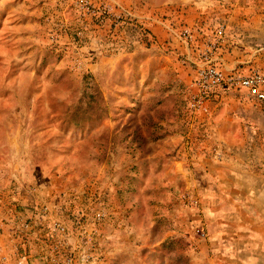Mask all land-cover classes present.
Segmentation results:
<instances>
[{"label":"rangeland","instance_id":"374dc122","mask_svg":"<svg viewBox=\"0 0 264 264\" xmlns=\"http://www.w3.org/2000/svg\"><path fill=\"white\" fill-rule=\"evenodd\" d=\"M206 55L264 70V0H0V252L264 264V102Z\"/></svg>","mask_w":264,"mask_h":264},{"label":"built area","instance_id":"2783aa9c","mask_svg":"<svg viewBox=\"0 0 264 264\" xmlns=\"http://www.w3.org/2000/svg\"><path fill=\"white\" fill-rule=\"evenodd\" d=\"M222 29L217 30V34H222ZM205 63L199 66L195 71L193 85L197 89V101L209 97L211 94L219 90L230 88H240L257 101L264 102V70L252 69L245 75L227 76L224 71L213 63L206 55ZM199 231V230H197ZM86 239L82 243V247L77 248L66 247L62 252H59V257L56 264H90L91 253L85 250ZM30 256L24 250H16L12 254L0 252V264H31Z\"/></svg>","mask_w":264,"mask_h":264},{"label":"crops","instance_id":"0c3cea01","mask_svg":"<svg viewBox=\"0 0 264 264\" xmlns=\"http://www.w3.org/2000/svg\"><path fill=\"white\" fill-rule=\"evenodd\" d=\"M240 254L237 256L240 258H244V260H241L239 264H262L263 263L261 260L257 259V258H261L259 255H257L258 253L254 254L252 252L243 251Z\"/></svg>","mask_w":264,"mask_h":264}]
</instances>
